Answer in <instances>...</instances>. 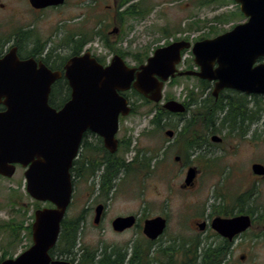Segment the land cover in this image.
<instances>
[{
	"label": "rangeland",
	"instance_id": "374dc122",
	"mask_svg": "<svg viewBox=\"0 0 264 264\" xmlns=\"http://www.w3.org/2000/svg\"><path fill=\"white\" fill-rule=\"evenodd\" d=\"M200 1L202 0H138L142 3L144 14L142 18L139 16L135 19L126 16L125 12L119 15L113 0H66L63 6L46 9L37 14L33 13L28 0H0V37L7 41L4 45V52H7L15 44L14 34L32 31L29 40L23 39L24 45L29 46L30 42H33V45L41 46L48 41V48L56 50L60 58L67 60L72 53V46H68L70 34L83 30L90 33L88 36L92 39L91 32L97 28L106 34L105 37L112 47L126 55L127 63L134 66L136 57L144 58L145 61L146 56H151L156 48L168 46L184 38H189L191 42L211 39L247 20L244 16V18H230L231 13L240 11L239 5L234 0H218L211 5H201ZM216 16L221 18L215 21L213 19ZM115 17L122 29L119 34L110 35L107 29L111 28ZM88 47L93 55L107 62L117 54L107 49L98 38L87 45L85 51H89ZM192 61L194 56L190 51L186 52L181 67L185 68L186 63ZM196 83L194 78L182 77L175 83H167L164 95H171L173 96L171 99L182 102L188 99L189 90L196 89ZM63 98L65 95L61 94L56 99L58 101ZM132 100L139 106L138 113L130 114L121 120L118 138L124 143L114 157L123 161H135L136 155L143 159L145 156L159 154L162 162L158 169L152 167V173L146 169L141 170L139 162L130 164L127 171L120 169L107 197L100 193L102 178L94 177L88 180L84 174L79 180L69 219L77 216L86 207L91 210L98 200L107 204V214L103 223L95 226L91 222L95 212L91 213L85 225L79 227L75 249L78 253V261L85 248L96 252V261L104 256L105 249L108 253L125 250L129 255L132 254L134 247L143 251L150 248L151 257H154L158 255L160 248L170 247L178 250L182 243L194 244L201 238L205 239L209 234L204 237V234L195 229L199 217L208 218L210 214H215V210H218L220 205L216 196H238L242 181L248 179L249 161L264 164V115L259 124L243 138L239 136V131L230 133V128H224L223 118H220L221 122H216V129L223 144H214L213 147L209 146L210 144L203 146L207 151L205 157L200 155L203 150L192 151L189 167H200L202 172L196 181V186L192 190H185L181 186L185 184L188 166L183 168L182 164L175 161V157L180 156L178 133L182 125L191 119L190 112L185 116L169 117L168 122L171 125L165 130L162 127L153 130L150 117L147 115V112L153 109V105H145L136 98ZM164 102L163 100L162 103ZM261 105L264 106L263 101ZM168 130L176 132L172 138L166 134ZM91 141L95 142L94 139ZM89 148L83 149L84 161H96L103 156L92 146ZM24 173L25 169L20 167L10 179L0 176V226L5 225L12 218L16 221L20 219L18 206L14 207L16 200L29 210L28 222H34V218L31 220L30 216H34L36 211L34 206L36 201L26 192ZM101 173L104 174V169ZM258 186L257 203L264 209V184L260 183ZM44 206L40 203V208ZM130 214L139 216L141 226L146 219L157 216L167 217L169 220L167 231L154 242L145 236L142 227L135 226L123 233L115 232L112 221L118 216ZM263 231L262 228L253 225L247 232L237 237L228 253L227 264H264ZM212 232L210 240L214 245L225 240L219 234ZM23 235V243L13 246L10 244L9 234H5L0 229V256L4 251L9 250L14 252V257H17L27 250L29 247L26 246L30 242L26 239L27 234ZM67 256L69 255L56 258H67ZM242 256L245 257L244 260ZM175 259L180 260V252L175 253Z\"/></svg>",
	"mask_w": 264,
	"mask_h": 264
},
{
	"label": "water",
	"instance_id": "95a60500",
	"mask_svg": "<svg viewBox=\"0 0 264 264\" xmlns=\"http://www.w3.org/2000/svg\"><path fill=\"white\" fill-rule=\"evenodd\" d=\"M35 9L60 6L66 0H29ZM247 21L215 38L195 42L182 40L158 48L146 63L129 66L115 55L107 66L90 51L71 57L64 72L52 71L34 59L21 60L17 47L0 57V103L7 110L0 113V175L12 178L16 164L26 168V191L39 202H50L55 208L35 212L32 245L15 258L0 264H72L54 259L50 251L58 243L62 221L72 201L70 175L72 161L77 157L84 133L88 130L104 140L105 147L115 154L119 149L116 135L120 117L132 112L129 99L122 93L134 89L147 100L160 103L164 87L177 76H196L215 81L214 95L225 89L264 95V0H234ZM191 49L199 71L180 70L183 52ZM217 65V67H215ZM65 77L72 89L71 99L60 109L52 107L49 96L52 85ZM170 113L183 114L185 104L170 100L163 104ZM169 137L174 132L167 131ZM214 142L222 138L213 135ZM180 156L175 157L179 162ZM253 171L264 175V166L255 164ZM197 169L187 170L185 186L193 185ZM104 205L96 209L100 223ZM136 223L134 216L118 217L112 227L123 232ZM252 224L249 216L217 217L212 228L232 241ZM167 221L158 216L145 222L143 232L151 240L160 238ZM203 227V226H201Z\"/></svg>",
	"mask_w": 264,
	"mask_h": 264
},
{
	"label": "flooded vegetation",
	"instance_id": "af4514ba",
	"mask_svg": "<svg viewBox=\"0 0 264 264\" xmlns=\"http://www.w3.org/2000/svg\"><path fill=\"white\" fill-rule=\"evenodd\" d=\"M113 1H114L115 7L117 6V9L119 10L118 11L119 15H121V12H126L127 10H130L134 5H137L136 10L138 11L139 14L135 15L134 18L137 19V18H139V16L142 18V15L144 14V12L141 8L142 3L138 2V0H119V1L113 0ZM131 2H133V3L131 5H129ZM29 3H30V1H29ZM127 5H129V7H126ZM31 8H32L33 13L37 14V13H41L42 11H44L46 9L57 8V7L52 6V7H47L44 9H35L31 6ZM124 14H126V13H124ZM112 24L113 25H111V28L107 29V32L110 35L119 34L121 32L122 28L119 26V24L116 20V17L113 18ZM99 26H101V25H99ZM13 36L15 37L16 40H15L14 46H12L11 48L17 47L18 56L21 60L34 59L38 63V65L44 64L52 71L64 72V66L69 59H67L61 65L60 68L54 67L53 66V62H54L53 60L54 59L58 60L59 55H57L56 50L48 48V45H47L48 41H46L41 46L35 45V44L33 45L32 44L33 42H30L29 46H27V45H24V41H23V39L25 38V32L24 33H18L17 35L14 34ZM91 43L92 42H90L89 44H91ZM192 43H195V42H192ZM31 44H32V46H31ZM65 46H66V44H65ZM10 49H9V51H10ZM88 49L90 50V47H88ZM9 51L4 52L2 55H0V57L4 56ZM147 60H148V58L146 57L145 62ZM59 61L60 60H58V62ZM108 63L109 62H106V64L105 63L104 64L107 65ZM261 63H264V59H259L254 66H258ZM186 64L187 65L185 66V68H182L180 66L181 64L179 65V68L182 70H195V71L200 70L195 62H188ZM189 64H190V66L193 67V69L188 68ZM139 65L140 64H138V62L136 61V64L134 66H139ZM215 67H217V65ZM180 78L181 77H176L175 79L178 80ZM191 78H194V80L197 81L196 89L193 90L192 94H188V99L183 100L182 103H184L187 106V108H188L187 112H190L191 118H194L195 122L197 121L198 124L200 123L199 125L203 124L202 126H208V124L206 122L207 117H210L211 114L214 112H216L217 118L218 117L223 118V116L225 114H227L228 116H232V117L237 116L238 123L240 126L239 130L242 132H245V135L252 128H254L255 126H257L259 124L260 119L262 118V115H264V106L261 105V102L262 101L264 102V95L255 94V93L249 94V93H245V92H238V91L233 90V89H225V90L219 92L218 95H214V89H215V84H216L215 81L203 80V79L196 77V76H192ZM61 94L65 95V98H63V100H65L64 103L60 107L53 106L50 103V100L53 97L59 98V96ZM71 95H72V89L69 85V81L65 77H62V78L58 79L52 85L51 93L49 96V103L52 107L56 108L57 110H60L71 99ZM5 99H6L5 97H2V102L0 103V113L1 114L6 112V110H7L6 105L3 103V101H5ZM169 100H172V99L169 98L168 95H164V101L167 102ZM201 115H204L203 119L205 120V122H202V121L199 122ZM122 119L123 118L121 117L120 122ZM219 122H221L220 119L217 121V123H219ZM168 125H171L170 122H168L166 119H162V121H161L162 129L165 130V128ZM224 128L229 129L227 124L224 126ZM206 130L208 133H213L214 131H216V126L214 127L212 124H209V127ZM119 131H120V129H119ZM168 131H170V130H168ZM172 132H174V131H172ZM175 133L176 132H174V135H175ZM118 134H119V132H118ZM118 134L116 136L117 138H118ZM213 135H217V132L215 134H209V136H208L209 141L205 144V146H207V144H210L209 146L213 147L214 144H216V145H222L223 144V140L221 142H214L212 140ZM91 139L92 140L94 139L95 142L93 143L91 141ZM118 140H119V149H118V152H119L121 147L123 146L124 141L120 140L119 138H118ZM86 146H88V147L92 146L95 149V151H97V153L100 152V154L103 156L99 157L98 160L94 159L96 161H84L83 149ZM116 154H112L105 147L103 138L101 136H99L98 134H96L90 130H88L86 133H84L78 155L74 159V161H72V165L70 168V175H71V180H72V185H73V194H72V201H71V203L67 209V212H66V215H65L63 222L66 220H74L75 224L77 226L83 227V225H85L84 223L88 219V216L91 213L95 212V215L93 216V218L91 220L92 224L95 226H99L101 223H103V221L106 218V214H107V204L103 203L101 200L96 201L97 202L96 206L94 208L92 207L91 210H90V208L86 207L82 212L78 213L77 216L72 217V219H69L70 218L69 213H70V209L72 207V204L74 203V196L78 190L79 180L84 176V174H86V177L88 180L91 178L93 179L94 177H101L102 178L101 186H100V188H101L100 193L102 195V193L104 192V190H103L104 189V183L111 176V174L114 172L112 167L115 163L120 166V169H124L127 171V169L130 167V164H133V163L136 164V162H137V161H110V160L115 159L114 155H116ZM177 163L182 164L183 168L186 167V165L183 164L182 160L177 162ZM255 164H262V163H260L258 161H249L251 173L249 170V173L247 174L248 179L242 181L241 186H240V192L238 193V196H236V197H230L229 195H228V197L227 196H219V195L216 196V199L220 202V205L218 207V210H215V214H213V213L210 214L208 216V218L199 217L200 220L197 221L196 224L194 223L195 229L197 231H200L202 234H204L203 235L204 237L207 234H209L208 236H206L205 239L200 237L202 240H205L204 242H202L201 239L197 240V242L202 243V246H204L206 244H208V245L212 244V241L210 240V235L213 234L212 231H214V229L212 228V222L217 217L234 218L237 216H249L252 220L251 227L253 225H257L259 228H262L264 230V209L260 205H258V203H257L258 202L257 197H258V193H259V186L258 185L260 183L264 184V175H257L254 173L253 166ZM262 165L264 166V164H262ZM187 166L189 168L190 165H187ZM20 167H22L20 164H16V172ZM195 168H197L198 173H197V177H196L193 185L185 186V184L183 183L181 186L183 189L192 190L196 186V181H197L198 177L201 175L202 169L200 167H195ZM103 169H104V174L101 173V170L103 172ZM141 170H143V169H141ZM88 196L90 197L91 195L89 194ZM101 204L104 205V211L102 213L100 223L96 224V222H95L96 209ZM44 205H45L44 207H46V208H55V205L50 203V202H46V203H44ZM128 216H134L136 218L135 225L133 227H131L130 229L134 228L135 226L142 227V229H144L145 222L148 219H146L143 223V226H141L139 224L140 218L136 214H130V215L118 216V217H128ZM118 217H116V218H118ZM161 217H163V216H161ZM163 218L167 221V226H166V229L164 231V234H165L167 231V228H168L169 220L167 217H163ZM150 219H153V218H150ZM114 220L112 221V224H113ZM201 226H203V227H201ZM130 229H127V230H130ZM127 230H125V231H127ZM125 231H123V232H125ZM123 232H120V233H123ZM243 234L244 233H242L241 235H243ZM241 235H238L237 237H239ZM261 236H263V234ZM234 240H232V242H231L232 245H233ZM189 244H191V243H189ZM135 248H137V247L132 248L133 256H134V249ZM141 251L145 253L147 251V249H146V251H143V250H141ZM75 253H77V251H74V252L72 251L71 254H67V255H69V256H67V258L63 257V258H55V259L66 260V261L71 262L72 264H81V258H79L80 261H78L77 260L78 255H75ZM118 253L121 254L119 260L122 264H131V261L133 258L131 253L128 255V253L125 250L118 252ZM100 259L101 258H98L97 261ZM242 259L244 260L245 257L242 256ZM226 260H227V258H226Z\"/></svg>",
	"mask_w": 264,
	"mask_h": 264
},
{
	"label": "trees",
	"instance_id": "16d2710c",
	"mask_svg": "<svg viewBox=\"0 0 264 264\" xmlns=\"http://www.w3.org/2000/svg\"><path fill=\"white\" fill-rule=\"evenodd\" d=\"M218 2V0H202L200 1L201 5H211ZM136 6L134 5L130 10H127L125 13L126 16L130 17H135V15L139 14L138 11L136 10ZM241 15V16H240ZM231 19L235 18H244L243 14L239 11L237 13H231L230 15ZM221 17L216 16L214 17L213 20L217 21ZM90 33H86L83 30H79L78 32H73L70 34V39H69V45L72 46V53L71 56H76L80 55L86 48V46L90 43L93 42L96 38L101 40L102 43H104L105 47L107 49L113 50L115 53L121 55L122 57L125 58V54L121 52L119 49H116L115 47H112L110 45V41L105 37L106 34L102 33V30L100 29H95L91 32V36H93L92 39H89ZM32 36V31H26L25 32V40H29ZM77 36H80V38H77ZM84 37V38H83ZM186 40H189V38H184ZM7 41L3 40L0 37V55L4 53V45ZM67 45V44H66ZM74 45V46H73ZM147 58L149 55L146 56ZM61 59V60H60ZM97 59L102 62L106 63V60L97 57ZM58 60H60L58 62ZM58 60H53V66L60 68L61 65L66 61L65 58H60L58 56ZM136 61L138 64L144 63V58L136 57ZM59 64H58V63ZM58 64V65H57ZM189 69H193L192 66H188ZM177 79H174L171 83H175ZM193 90H189V94H192ZM125 97H127L130 100V103L133 107L132 114L138 113L139 106L136 103V101H133V98H136L137 100H141L144 102L145 105H153V109L147 112V115L150 117V123L153 130H158L161 128V121L162 119H166L168 121L170 116H185V114H172L169 113L168 111L163 109L162 104L158 103H153L150 102L149 100L145 99L142 95H140L137 91L132 90L129 92H126L123 94ZM169 98H172L173 96L169 95ZM65 100H58L53 97L50 100V103L55 106V107H60ZM204 115L200 116V121L199 122H205L203 119ZM220 119V117H216V112L212 113L210 117H207V124L208 126H202L199 125L197 122H195L194 118H191L189 121L185 122L182 125V129H180L178 133V139L177 141L180 144V150H179V155L182 158V162L184 165H190L191 164V156H192V151H197L199 150L200 152L203 150V152L200 154L201 157H205L207 151L203 148L205 144L209 141V134H215L217 132L214 131L213 133H208L207 128L209 127V124H212L214 127L216 126V122ZM223 124L222 126H225L227 124L229 130L232 132H237L239 131V136L242 138L245 136V132H242L239 130L240 126L238 123V118L237 116H228L225 114L223 116ZM200 127V128H199ZM201 129V131H199ZM125 147L128 148L127 145ZM86 150L90 149L88 146L85 147ZM116 157V155H114ZM135 161L139 162L140 164V169H146L148 170L149 173L153 172L152 167L154 166V169H158L159 164L162 162L159 159V154L155 155H149L145 156L143 159H140L138 155L135 156ZM110 161H123L120 158H115L114 160ZM155 161V163H154ZM136 162V163H137ZM134 164V163H133ZM112 169L114 172L111 174V176L105 181L104 183V192L103 196H108L112 186L113 180L117 177V174L120 170V166L118 164H114ZM111 184V185H110ZM111 186L109 188V186ZM21 200V197H20ZM18 206L17 212L20 215V219L18 221L15 220V218H12L10 221H8L5 225L0 226V229L2 232L5 234H9V237L11 238L10 244L13 246L17 245L18 243H23L24 241V233L27 234L26 239L30 242L27 247H30L31 242H32V222H28L27 216L29 214V210L26 209L25 206L21 205L17 200L14 202V207ZM34 206L36 209L40 208V203L35 202ZM34 216H30V219L32 220ZM79 226L75 224L74 220H66L62 223V229H61V234L60 238L58 241L57 246L50 251V254L53 258L61 255H67L71 254V252L75 251L77 241H78V234H79ZM202 243L200 242H195L194 244H189V243H182L179 247L178 250L176 248H160L159 251L157 252V256L151 257L150 253V248L144 253L142 252L139 248L134 249V256L132 254V261L131 264H154L157 262L158 264H227V256L228 253L232 247V243L228 240H221L218 244L214 245L212 244H206L202 246ZM180 252V260L176 261L175 259V253ZM118 252L113 251L108 253L107 249H105V254L104 256L96 261V252L93 251L91 252L88 248H85L82 252V257H81V264H122L119 260L121 254H117ZM117 254V255H116ZM75 255H78V253H75ZM14 257V252H11L9 250L4 251L2 255L0 256V263L1 261L7 259V258H13Z\"/></svg>",
	"mask_w": 264,
	"mask_h": 264
}]
</instances>
